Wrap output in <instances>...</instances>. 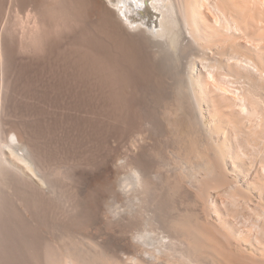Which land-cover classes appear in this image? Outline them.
Listing matches in <instances>:
<instances>
[{
  "label": "bare ground",
  "instance_id": "bare-ground-1",
  "mask_svg": "<svg viewBox=\"0 0 264 264\" xmlns=\"http://www.w3.org/2000/svg\"><path fill=\"white\" fill-rule=\"evenodd\" d=\"M89 1L113 35L104 80L152 92L157 118L118 137L145 163L103 173L78 224L29 145L1 139L0 264H264V0ZM35 214L52 230L26 263Z\"/></svg>",
  "mask_w": 264,
  "mask_h": 264
},
{
  "label": "rangeland",
  "instance_id": "rangeland-1",
  "mask_svg": "<svg viewBox=\"0 0 264 264\" xmlns=\"http://www.w3.org/2000/svg\"><path fill=\"white\" fill-rule=\"evenodd\" d=\"M103 28V12L89 0H0V140L13 132L29 145L41 171L59 186V213L71 206V222L78 224L95 218L103 173H129L136 162L145 163L118 137L142 114L157 118L151 91L104 80L101 42L114 41ZM40 223L36 214L24 218L18 247L32 250L17 248V255L26 263L51 234V226Z\"/></svg>",
  "mask_w": 264,
  "mask_h": 264
}]
</instances>
